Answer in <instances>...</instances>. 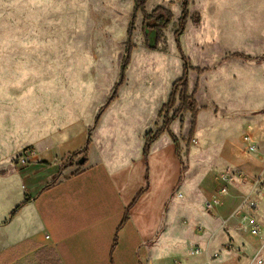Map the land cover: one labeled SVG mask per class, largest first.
Wrapping results in <instances>:
<instances>
[{"label":"rangeland","instance_id":"1","mask_svg":"<svg viewBox=\"0 0 264 264\" xmlns=\"http://www.w3.org/2000/svg\"><path fill=\"white\" fill-rule=\"evenodd\" d=\"M157 7L171 12V23L157 50L150 52L143 45L142 16L136 15L131 36L134 48L115 96V111L124 112L122 125L138 136L160 128L161 108L182 74L174 38L181 0H147L145 11L149 14ZM132 11L133 0H0V168L21 165V159L29 157V147L21 149L19 137H33L49 129L48 123L57 117L52 107L63 104L54 102L57 97H89L91 106L98 108L93 118L91 113L85 117L82 126L99 124L95 125L98 111L119 79ZM187 11L186 27L178 42L190 68L187 93L194 94L199 111L195 129L190 133L188 113L170 125L178 141V171L167 143L161 142L157 152L144 159L142 190L145 193L148 188L149 169L155 199L166 201L168 188L179 174L165 206L169 213V258L165 264L181 255L188 259L189 253L198 249L190 245L191 230L207 241L219 230L220 248H215L210 259L219 258L225 252L220 232H226L229 223L224 220L226 211L220 210L234 208L225 203L236 199L238 193L234 181L228 186L230 196L219 198V213L207 210L206 204L217 197L222 186L220 175L241 173L238 166L250 161L264 165V152L246 154L242 143V137L249 135L254 143L264 145V0H189ZM196 69L205 71L198 75ZM114 118L112 114L103 126L113 125ZM79 128L76 134L80 136ZM97 152L94 143L89 146L90 161L97 158ZM69 157L67 154L61 165H67ZM80 157L72 159V167ZM181 177L183 184L178 187ZM157 206L150 215L153 220L162 210ZM208 211L218 224L215 232L196 223L200 217H208ZM202 259L199 255L188 262L200 264Z\"/></svg>","mask_w":264,"mask_h":264},{"label":"crops","instance_id":"2","mask_svg":"<svg viewBox=\"0 0 264 264\" xmlns=\"http://www.w3.org/2000/svg\"><path fill=\"white\" fill-rule=\"evenodd\" d=\"M117 98L101 114L99 124L90 128L87 123L82 126L84 119H88L90 113L93 118L98 107L91 106L89 97H57L54 102L63 104L52 107L56 109L54 115L57 117L48 123L49 129L37 132L33 137L20 135V148L29 147L27 151L31 155L24 165L10 164L0 168V264L166 263L169 258L166 248L169 213L165 206L179 174L168 188L164 202L152 195L148 169V188L133 203L145 187L146 167L142 151L148 131L138 136L130 131V127L122 125L124 112L115 111ZM112 114L115 115L114 124L103 126ZM79 127L80 136L76 134ZM88 137L90 145L94 143L98 148L97 158L90 161L87 151L85 165H71L59 172L64 157L83 149ZM161 142L171 149L178 171L180 164L175 148L166 133L152 144L147 158L157 152ZM238 168L243 171V176L235 180L236 199L225 203L235 207L228 210L224 206L220 210L224 214L223 210L226 211L224 220L229 221L224 227L226 232H220L224 236L222 245L230 242L232 249H225L219 258L212 260L210 255L220 242L219 230L211 241L195 236L191 230L190 245L195 244L200 250L196 256H203L200 264H264V187L260 190L254 213L260 226L259 235L251 237L246 233L240 216H237L244 198L252 193V179L264 182V165L250 161ZM182 184L181 177L178 187ZM182 187L185 189L186 185ZM131 205L127 222L119 229ZM154 205L162 206L157 220L150 216ZM19 206L17 213L10 217ZM220 206L210 212L217 215ZM194 211L197 214L195 207ZM210 212L208 217L196 219V223L215 232L218 224L209 217ZM196 256L189 253L191 259ZM190 258L181 255L175 262L190 264Z\"/></svg>","mask_w":264,"mask_h":264},{"label":"trees","instance_id":"3","mask_svg":"<svg viewBox=\"0 0 264 264\" xmlns=\"http://www.w3.org/2000/svg\"><path fill=\"white\" fill-rule=\"evenodd\" d=\"M188 1L189 0H181V14L178 20V28L174 33V38L176 40V48L178 50V54L182 62V74L180 78L173 83L167 103L163 105L161 108L160 115L161 116L163 115V117H162V123H161L160 128L157 129L154 133H152V131H148L146 135L144 136V146H143V151H142L143 159L147 158L150 147L163 133H166L168 137L170 138L175 148L176 157L178 158V155H177L178 141L176 137L171 133L170 125L177 118H179L182 114L188 113L191 117L190 133H193L195 129L196 119H197V115L199 111L197 110L196 102L194 100V94L188 95L187 93L188 91V72L190 68L188 66V60L185 58V56L181 52L180 45L178 42V38H180L182 34L184 33V29L186 27V23L188 19V11H187ZM146 2L147 0H133V11H132V16H131V22L127 30L125 53H124V56L122 58V62L120 65L119 79L114 87L112 96L109 97L106 103L99 109L98 114L95 118V125L97 124L104 110L116 98L115 96H116L117 90L120 86H122L124 82V73L130 63L131 53L134 48V46L131 44V36H132L133 29H134V22H135L136 15L140 13L142 16L141 35L143 38V45H144V48L150 52H154L157 50L159 44L162 41L163 32L167 29V27L171 23L172 14L169 10L161 8V7H157L151 13L148 14L145 11ZM232 57L248 60L247 57L242 58L241 56H238V55H233ZM204 71L205 70L196 69V73L198 75H201ZM174 108L175 110L173 111L172 115H169L170 112ZM89 145H90V137H88V139L86 140V143L83 149H81L77 153H73L72 155H70L69 157L70 161L67 165L66 164L61 165L59 172L64 170V168L71 166L70 162L75 156L80 155L81 156L80 159L82 160L83 163H85L86 154H87ZM79 160L77 161L76 166H83V164L80 165ZM143 193H144V190H142L139 193L138 197L142 195ZM138 197L134 200L133 203L136 202ZM21 206L17 207L10 214V217H13ZM131 207L132 205L126 210L123 221L119 229L122 228V226L127 222L128 211L130 210Z\"/></svg>","mask_w":264,"mask_h":264},{"label":"built area","instance_id":"4","mask_svg":"<svg viewBox=\"0 0 264 264\" xmlns=\"http://www.w3.org/2000/svg\"><path fill=\"white\" fill-rule=\"evenodd\" d=\"M242 143L244 145L245 153L247 154H258L259 150H262L264 152V145L260 146L256 143H254L249 135H245L242 137ZM30 156L31 153H28ZM26 157H23L20 161L21 165H24ZM243 175L241 173H238L234 175L233 172L230 173H224L220 175V182L222 184L221 188L217 192V197H212L211 200L206 204V208L209 211H212L215 206L219 204V198L225 197L228 195V186L232 184L235 179L241 178ZM251 185L254 187L252 190V193L247 195L239 210L237 213V216H240V222L243 227V230L246 231L251 237H257L259 235V223L257 222L254 213L257 210L258 206V196L260 193V190L264 187V182H262L260 179L255 178L252 179ZM177 196L181 197V194L177 192ZM226 250H231L232 245L230 242L227 243L225 246ZM200 253L199 249L193 250V255H198ZM174 264H181L180 262H175Z\"/></svg>","mask_w":264,"mask_h":264},{"label":"water","instance_id":"5","mask_svg":"<svg viewBox=\"0 0 264 264\" xmlns=\"http://www.w3.org/2000/svg\"><path fill=\"white\" fill-rule=\"evenodd\" d=\"M263 57H264V54H263ZM80 164H81V161H80Z\"/></svg>","mask_w":264,"mask_h":264}]
</instances>
